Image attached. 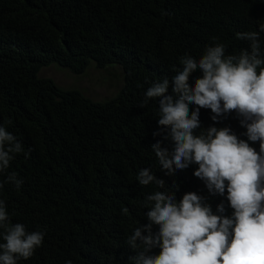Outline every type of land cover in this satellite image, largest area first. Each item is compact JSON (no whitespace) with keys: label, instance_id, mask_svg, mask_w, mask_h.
I'll return each mask as SVG.
<instances>
[{"label":"trees","instance_id":"trees-1","mask_svg":"<svg viewBox=\"0 0 264 264\" xmlns=\"http://www.w3.org/2000/svg\"><path fill=\"white\" fill-rule=\"evenodd\" d=\"M262 28L264 0H0V126L24 150L0 175V200L9 226L44 233L41 246L17 264H134L126 241L148 223L147 196L155 191L174 192L177 202L194 192L214 214L223 202V215L231 216L226 191L211 195L193 175L195 163L174 176L160 169L150 146L160 140L171 150L173 142L157 123L159 98L139 105L151 84L165 78L172 94L171 78L185 54L198 60L219 43L226 56L239 55L250 43L237 38L241 32H258L264 49ZM90 61L120 68L122 83L111 97L93 100L38 75L50 63L79 73ZM201 76L193 71L189 85ZM196 107L189 104V112ZM212 115L199 109L195 135L228 127L259 152L235 112L219 121ZM143 168L164 186L140 185ZM13 173L19 188L5 182Z\"/></svg>","mask_w":264,"mask_h":264},{"label":"clouds","instance_id":"clouds-1","mask_svg":"<svg viewBox=\"0 0 264 264\" xmlns=\"http://www.w3.org/2000/svg\"><path fill=\"white\" fill-rule=\"evenodd\" d=\"M237 38L249 41V49L226 56L225 46L217 43L198 60L185 54L182 70L171 78L172 94H167L170 80L165 78L151 84L139 105L159 98L157 123L168 130L173 145L169 150L157 140L150 147L165 175L174 176L195 163L193 175L211 195L224 196L226 191L233 212L223 215L221 202L216 206L220 214H214L206 198L194 192L185 193L179 202L174 192L149 194L146 202L151 206L144 213L148 223L135 228L126 241L136 253L131 257L134 264H264V49L258 32L237 33ZM195 70L202 76L190 86L188 79ZM189 104L198 107L190 113ZM200 108L210 109L213 121L235 112L247 139L259 141V152L228 127L212 126L206 134L195 135L201 128ZM23 151L16 137L0 126V175ZM137 179L142 186H164L150 168L141 169ZM5 182L17 188L22 184L14 173ZM8 221L6 203L0 200V228L5 230L0 264H17L41 246L44 233L27 232L23 224L9 226ZM153 225L158 226L155 232ZM156 247L158 254H151Z\"/></svg>","mask_w":264,"mask_h":264},{"label":"rangeland","instance_id":"rangeland-1","mask_svg":"<svg viewBox=\"0 0 264 264\" xmlns=\"http://www.w3.org/2000/svg\"><path fill=\"white\" fill-rule=\"evenodd\" d=\"M38 75L50 78L63 89H78L93 100H104L115 94L121 86L122 75L117 65L97 68L90 61L79 73L50 63L38 70Z\"/></svg>","mask_w":264,"mask_h":264}]
</instances>
